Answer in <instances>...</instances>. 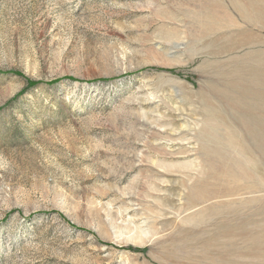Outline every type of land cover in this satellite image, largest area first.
I'll use <instances>...</instances> for the list:
<instances>
[{
  "label": "rangeland",
  "instance_id": "rangeland-1",
  "mask_svg": "<svg viewBox=\"0 0 264 264\" xmlns=\"http://www.w3.org/2000/svg\"><path fill=\"white\" fill-rule=\"evenodd\" d=\"M261 3L0 0V264H264Z\"/></svg>",
  "mask_w": 264,
  "mask_h": 264
},
{
  "label": "bare ground",
  "instance_id": "bare-ground-1",
  "mask_svg": "<svg viewBox=\"0 0 264 264\" xmlns=\"http://www.w3.org/2000/svg\"><path fill=\"white\" fill-rule=\"evenodd\" d=\"M245 1H247L248 3L250 2L251 3V0H245ZM255 1V0H254ZM260 2H261V0H259ZM254 3V2H253ZM261 5H262V7L261 6H259L257 9H256V12H255V14L256 15H258V17L257 18H261V12H264V0H262V3H261ZM238 8V10H239V12H241V13H246V9H243V8H239V7H237ZM248 9H250V8H248ZM244 17H246V15H244ZM264 82V81H263ZM263 82H262V85H263ZM255 93V94H254ZM253 93V95L255 96V95H257V98L258 99H260L261 98V92H260V90L259 91H256V92H254ZM262 99V98H261ZM263 99H264V97H263ZM252 119V118H251ZM250 120V119H249ZM250 121H252V120H250ZM255 122V121H254ZM253 122V123H254ZM258 129H259V131H261L262 132V130H263V127H262V120H259L258 121ZM257 138H258V140H260V144H264V135H263V132H262V134L260 133V135L259 136H257ZM263 148V147H262ZM264 149V148H263ZM243 232L244 233H246L245 232V230L243 229ZM264 236V235H263ZM260 237H262V236H260ZM257 238V237H256ZM259 238V237H258ZM258 243H260V242H258ZM261 246V245H260ZM260 246H256L257 248H258V250L259 251H261L262 250V248H260Z\"/></svg>",
  "mask_w": 264,
  "mask_h": 264
},
{
  "label": "trees",
  "instance_id": "trees-1",
  "mask_svg": "<svg viewBox=\"0 0 264 264\" xmlns=\"http://www.w3.org/2000/svg\"><path fill=\"white\" fill-rule=\"evenodd\" d=\"M28 84H29V85H35V83H33V82H29Z\"/></svg>",
  "mask_w": 264,
  "mask_h": 264
}]
</instances>
